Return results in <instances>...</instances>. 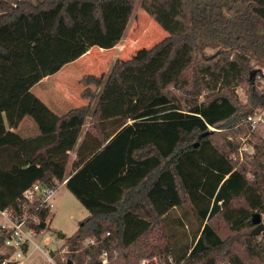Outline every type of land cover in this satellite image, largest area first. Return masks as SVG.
Wrapping results in <instances>:
<instances>
[{
    "label": "trees",
    "instance_id": "trees-1",
    "mask_svg": "<svg viewBox=\"0 0 264 264\" xmlns=\"http://www.w3.org/2000/svg\"><path fill=\"white\" fill-rule=\"evenodd\" d=\"M135 5L0 0V140L35 85L94 46L115 47ZM140 6L168 35L118 58L105 79L84 75L81 96L88 103L55 120L57 139L31 157L38 164L24 156L22 139L0 144V209L32 210L39 201L28 202L27 189L66 180L90 214L63 236L66 258L60 249L50 252L59 264H104L105 253L109 259L115 249L123 262L107 264H141V256H172L175 264H264V242H256L253 230L243 243L247 261L231 248L241 239L224 237L264 213V136L254 134L255 153L244 162L233 158L250 132L247 116L264 107V91L249 78L252 60L264 64V0H141ZM198 32L223 47L203 64L195 57ZM248 79L250 107L242 108L234 87ZM87 116L96 120L97 133H86L68 172V154L50 158L49 151L63 143L66 123ZM218 132L222 143L215 141ZM185 205L200 221L191 242L182 218L174 220L179 232L166 226L168 215ZM50 213L36 212L42 222ZM88 238L95 242L83 245ZM3 241L0 235V246Z\"/></svg>",
    "mask_w": 264,
    "mask_h": 264
},
{
    "label": "rangeland",
    "instance_id": "rangeland-1",
    "mask_svg": "<svg viewBox=\"0 0 264 264\" xmlns=\"http://www.w3.org/2000/svg\"><path fill=\"white\" fill-rule=\"evenodd\" d=\"M35 1V0H32ZM141 0H136V5L134 8V13L130 19V22L126 28V31L120 40L119 49L121 53L119 54V49H103L99 46H94L91 52L83 56V58L78 59L71 64L64 67L58 74L47 78L46 81L40 84L32 94L41 96L44 102L35 103V108L41 114L45 111L46 122L43 125L42 131L44 132L41 136L42 140L41 146H45L53 143L57 139L56 127L51 124L52 120L48 118V110L52 109L57 113V117L64 114L69 109L73 107H79L82 104H87L88 99H84L81 96L85 85L82 83L81 79L84 75L94 74L96 76L104 75V79L109 74L113 64L118 58H130L136 51L143 47H152L157 42L165 38L168 33L140 6ZM197 49L195 52L196 61L203 64V60L207 58H213L220 50L223 48L222 45L216 40H213L206 36L203 32L197 33L196 39ZM231 57V55H230ZM249 78L254 79V84L258 86L260 91H264V64L259 63L256 60L251 61ZM250 86V79L242 80L236 87H234L235 94L238 97L239 102L245 108H249L248 104V88ZM93 90H97L95 85H91ZM175 94H180V91L172 88ZM99 92V91H97ZM213 94V93H212ZM205 93L200 97L201 100L204 99ZM51 101H53L51 103ZM55 101V103H54ZM97 103V96L92 102V108ZM53 104V106H52ZM58 105V106H57ZM264 107L259 108L260 111ZM46 109V110H45ZM259 109L256 112H260ZM50 111V110H49ZM96 120L92 116H87L84 119L73 118L71 121L66 123L62 131L63 143L53 147L49 151L50 158H57L60 155L67 153L69 158L68 172L71 171V161L75 156L76 150L83 141L86 133L96 131ZM95 126V127H94ZM256 134L259 136H264V125L256 130ZM255 139V138H254ZM215 141L222 143L223 134L218 132L215 135ZM242 142V141H241ZM240 142V143H241ZM218 144V143H217ZM47 155V154H46ZM54 206L51 210L50 216L45 221L47 223L46 228L39 230L38 232L31 233V242L29 248V256L33 264H49L46 262V256L42 252H49L54 250H59L62 248L65 239L63 236L69 237L75 233L80 225V223L89 215L88 210L85 206L69 191L65 184H60L58 186L57 192L52 200ZM188 211V212H187ZM262 214V220L264 222V213ZM182 218L185 222L183 230L188 234V242L194 239L193 232L199 231L200 221L194 215L193 211L189 206H184L182 208L174 209L168 218L166 219V226L168 231L173 230L176 232L178 230V224L174 222L177 218ZM255 228V225L246 226L239 233L232 232L230 230H225L224 237L228 235L235 236L237 239H241L240 242L235 243L231 248L236 252H240L243 256V260L247 261L248 253L244 251V245L249 238L250 232ZM185 237V235H183ZM176 238L181 239L180 233ZM256 242H264V232L257 236ZM151 239L153 241L154 238ZM87 240L85 239L83 245H87ZM5 250V247H3ZM2 248V249H3ZM66 249V248H65ZM1 252V251H0ZM64 250L60 249V255L66 258L64 255ZM118 249H115L112 257H109L108 263L123 262L122 254ZM142 260L149 258H142ZM102 258V257H101ZM104 258V257H103ZM153 258V257H152ZM150 258V259H152ZM52 264H59L56 261Z\"/></svg>",
    "mask_w": 264,
    "mask_h": 264
},
{
    "label": "built area",
    "instance_id": "built-area-1",
    "mask_svg": "<svg viewBox=\"0 0 264 264\" xmlns=\"http://www.w3.org/2000/svg\"><path fill=\"white\" fill-rule=\"evenodd\" d=\"M247 122L251 128L250 132L248 135L241 137L242 142L237 154L233 156L240 163L244 162L247 156L251 157L255 153L254 134H256V130L259 127L264 125V108L260 112L254 111L249 114ZM57 189L58 186H47L37 182L24 192V197L28 202L39 201V204L34 209L29 210V208L25 207L21 214L15 213L10 208L0 209V235L4 237L2 246L5 247L4 256L0 264H33L29 256L31 233L38 232L35 225L42 223L36 212L42 208L52 210L54 206L52 200ZM94 242L93 238H88L87 240L88 244ZM42 253L46 256V262L49 264L55 263L50 256V252L49 254L44 251ZM103 263H108L107 253H105ZM142 264H175V261L172 256L167 259L154 256L152 259L142 260Z\"/></svg>",
    "mask_w": 264,
    "mask_h": 264
},
{
    "label": "crops",
    "instance_id": "crops-1",
    "mask_svg": "<svg viewBox=\"0 0 264 264\" xmlns=\"http://www.w3.org/2000/svg\"><path fill=\"white\" fill-rule=\"evenodd\" d=\"M119 44L118 43L115 47L111 49H119ZM94 48V47H93ZM92 48V49H93ZM92 49L89 51L91 52ZM88 52V53H89ZM86 53V54H88ZM121 53V49H119V54ZM85 54V55H86ZM83 55V56H85ZM81 57V59L83 58ZM80 59V58H79ZM47 78H50L47 77ZM43 79L41 82H39L37 85H35L28 93H26L18 106L17 109V115H16V120L14 125H7V133L6 135L0 140V144H5L7 142L13 141V140H18L22 139L24 141V148H23V154L24 156L30 160V163H37L35 159H31L33 152L37 149L42 147L40 140H42L41 136L44 133L42 129L43 125L46 122V113L45 111L41 114V112L37 111L35 108L36 106L34 105L35 103H40L41 101L44 102L41 96H37L32 94V92L42 83L46 81V79ZM53 101H51L52 103ZM55 103V101H54ZM53 106V104H52ZM58 106V105H57ZM46 110V109H45ZM50 110V111H49ZM48 110V118L52 120L51 124L55 122V120L58 118L57 113L53 111L52 109ZM43 123V125H42ZM77 158V150L75 152V156L73 157V160L71 161V168H72V163L74 160ZM71 172V171H70ZM66 185V180L62 183ZM89 212V211H88ZM90 214V213H89ZM3 246H0V251L3 253L5 250Z\"/></svg>",
    "mask_w": 264,
    "mask_h": 264
},
{
    "label": "water",
    "instance_id": "water-1",
    "mask_svg": "<svg viewBox=\"0 0 264 264\" xmlns=\"http://www.w3.org/2000/svg\"><path fill=\"white\" fill-rule=\"evenodd\" d=\"M251 222L253 225H255V228L253 229V234L259 235L264 232V222L262 220V214L260 212H255L253 214ZM46 225V222H42L41 228H46Z\"/></svg>",
    "mask_w": 264,
    "mask_h": 264
}]
</instances>
